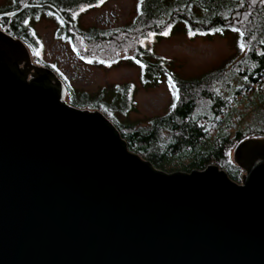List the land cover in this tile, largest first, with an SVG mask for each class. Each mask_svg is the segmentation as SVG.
<instances>
[{
	"label": "water",
	"instance_id": "95a60500",
	"mask_svg": "<svg viewBox=\"0 0 264 264\" xmlns=\"http://www.w3.org/2000/svg\"><path fill=\"white\" fill-rule=\"evenodd\" d=\"M63 98L0 30V264H264V138L235 148L240 183L167 173Z\"/></svg>",
	"mask_w": 264,
	"mask_h": 264
},
{
	"label": "trees",
	"instance_id": "16d2710c",
	"mask_svg": "<svg viewBox=\"0 0 264 264\" xmlns=\"http://www.w3.org/2000/svg\"><path fill=\"white\" fill-rule=\"evenodd\" d=\"M54 2L66 4L67 0ZM161 3L166 11L180 9L184 16L180 21L185 24L186 32L191 30L195 36L213 34L215 28L229 31L238 28L243 36L232 32L238 35L239 44H245V51L227 69L210 74L188 88L179 89L178 83L172 81L175 107L147 128L124 131L122 128L126 126L113 124L128 149L159 170L171 172L177 168L189 172L214 165L239 183L243 171L233 161L235 148L244 140L264 138V4L259 0L255 3L252 0H163ZM198 10L202 15H198ZM152 12L157 13L155 8ZM153 67L145 68L150 81L156 76ZM241 104L246 110L251 108L247 110L249 116L242 115Z\"/></svg>",
	"mask_w": 264,
	"mask_h": 264
},
{
	"label": "flooded vegetation",
	"instance_id": "af4514ba",
	"mask_svg": "<svg viewBox=\"0 0 264 264\" xmlns=\"http://www.w3.org/2000/svg\"><path fill=\"white\" fill-rule=\"evenodd\" d=\"M112 1L67 0L66 4H60L54 0H20L16 6L0 11V15H3L26 6L14 17L1 18L0 30L25 45L33 67L50 71L62 84L63 102L66 105L78 110L99 112L113 124L118 122L113 116L112 119L107 117V114L118 108L115 102L119 103V111L124 113L120 101L123 94L130 95L133 85L127 72L120 75L118 82H111L109 75L112 70L118 61L127 59L122 57L123 54L133 52L127 60H131L139 70L140 84L149 86L159 83L161 77L157 74L165 72L167 62L162 57L153 56L149 46L153 41L165 37L161 34L163 31L170 33L175 30L184 16L180 9L166 11L165 5L161 3L163 0H137L130 14L126 12L125 6ZM152 8L156 9V14ZM42 12L51 13L54 17L53 22L49 21L52 23L51 35L43 47L36 37L34 25L24 23L31 19L37 22ZM72 13L76 14L75 18ZM181 24L185 25L183 22ZM149 33L153 35L149 36ZM46 51H49L47 55ZM55 52L64 58L57 56V62L70 65L71 73L60 68L55 60L52 61ZM152 57L155 64L149 62ZM149 66H154V81H150L145 71ZM93 88L98 89L89 92ZM105 92H109V100L110 97L112 99L108 110L102 105L107 102L103 99L107 94Z\"/></svg>",
	"mask_w": 264,
	"mask_h": 264
},
{
	"label": "rangeland",
	"instance_id": "374dc122",
	"mask_svg": "<svg viewBox=\"0 0 264 264\" xmlns=\"http://www.w3.org/2000/svg\"><path fill=\"white\" fill-rule=\"evenodd\" d=\"M136 1L113 0L112 2L125 6L126 12L130 14L133 12ZM170 1L167 0V2ZM19 2L20 0H0V11L8 10ZM199 14L202 15L200 10H198ZM194 15H197L196 11H194ZM49 21L53 22L54 17L42 12L37 22L33 19L28 22L29 25H34L36 37L42 47L45 46V40L50 37L52 32V23ZM238 45L239 37L232 31L222 30V32H214L208 35L188 36L185 32V25L180 22L177 24V28L173 29L169 35L153 41L149 46L153 56L162 57L167 62L165 64V72H158L157 74L161 79L156 85H141L139 82V70L134 67L135 65L130 62L131 60H127L133 55V52L129 53V55H122V57L125 56L124 58L127 59L118 61V65L112 70L109 78L111 82H118L120 75L127 72L133 89L130 95L127 93L123 94L122 101H120L124 113L119 111V103L115 102V106H118V108L112 109L107 114V117L109 116L112 119L113 116L119 124L126 126L122 128L124 131L147 128L154 120L165 117L172 108L175 99L172 95L173 84H169V80L178 83L179 89L188 88L192 83L199 82L210 74L227 69L231 63L238 60L241 56ZM48 53L49 51H46V55ZM57 56L62 57L60 53L55 52L52 56V61L55 60L57 62ZM149 62L155 64V59L152 57ZM57 64L60 68L66 69L70 73L72 72L69 69L70 65H63L58 62ZM97 89L93 88L89 92ZM105 93L107 94L104 95L103 99L104 102H107L105 104L102 102V105L108 110V104H111L109 101H112V99L110 97L109 100V92ZM89 97L94 96L89 95ZM243 105L241 104L240 107L242 115L249 116L250 112L247 110L251 108L246 110ZM175 166L178 167L176 163ZM171 170H174L171 172L182 171L177 168ZM167 171L170 170H164V172Z\"/></svg>",
	"mask_w": 264,
	"mask_h": 264
},
{
	"label": "snow or ice",
	"instance_id": "6c2138e0",
	"mask_svg": "<svg viewBox=\"0 0 264 264\" xmlns=\"http://www.w3.org/2000/svg\"><path fill=\"white\" fill-rule=\"evenodd\" d=\"M101 2H103V0H101ZM252 2L255 3L256 0H252ZM259 2L262 3V4H264V0H259ZM88 6L91 7L92 5H88ZM83 10H84V8L81 7V11H83ZM49 14H51V13H49ZM72 16H73V18H75L76 14L75 13H72ZM24 23L27 24L28 22L27 21H24ZM212 31H214V32H222V30L219 29V28H215ZM232 31L238 32L240 34V36H243L244 35L242 32H240V30L238 28H234L233 27L232 28ZM161 34L164 35V36H167V35H169V32L167 30H165ZM192 34L193 33H192L191 30H189L188 33H187L188 36H192ZM148 35L149 36H152L153 33H149ZM238 46L240 48V51H242V52L245 51V44L244 43H240ZM89 62H91V61H89ZM168 82H169V84H172V81L171 80H169ZM172 89H173L172 90V95L175 97L176 96L175 85H172ZM172 106L175 107V105H172Z\"/></svg>",
	"mask_w": 264,
	"mask_h": 264
}]
</instances>
